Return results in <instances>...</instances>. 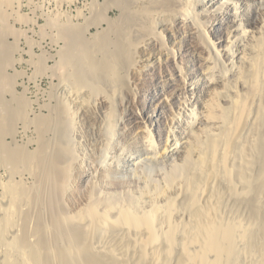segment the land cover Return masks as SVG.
<instances>
[{
    "label": "bare ground",
    "instance_id": "1",
    "mask_svg": "<svg viewBox=\"0 0 264 264\" xmlns=\"http://www.w3.org/2000/svg\"><path fill=\"white\" fill-rule=\"evenodd\" d=\"M128 2L105 0L103 8H92L88 15L79 12L82 23L49 20L56 32L53 40L64 45L55 67L62 78H75L78 88L104 94L95 105L109 110V150L121 149L117 138H127L132 123L144 120L149 126L140 135L147 153L181 164L172 165L165 186L156 185V192L149 193V211L117 207L109 201L101 212V200H91L74 217L54 215L52 230L37 228L34 240L26 228L22 234H14V224L17 217L29 220L30 208L21 210V206L39 205L42 188L7 186L5 195L0 194L5 210L0 212V240L6 246L0 248V264H17L13 253L18 246L24 250L21 258L25 264H264V25L261 35L254 32L243 0H171L173 10L162 4L161 25L145 2L138 6L134 19ZM13 6L12 0H0V107L5 89L12 94L15 89L3 69L15 65L8 58L14 48H8L5 41L13 32L5 10ZM113 7L120 12L116 18L109 14ZM256 8L258 16L264 11V0ZM138 21L153 29L157 42L132 41L125 26ZM146 65H161V92L155 94V108L147 112L136 90L125 97L117 95L121 109L129 111L115 124L117 93L105 95L102 87L88 83L87 73L97 78L109 76L119 85L121 69L127 70L126 80H138ZM193 92H214V102H205L201 111H188L184 96ZM82 105L89 110L86 102ZM139 107L141 114L134 111ZM22 110L15 114L16 119ZM62 111L66 113L68 107ZM47 119H34L40 135L54 124ZM2 120L0 115V123ZM199 127H204L200 128L204 138L197 133ZM7 132L13 133L12 128L0 126V151L7 147ZM8 150L22 169L36 174L40 187L45 182L61 195L66 193L71 167L51 160L44 141L30 155ZM57 150L62 156L70 152L60 146ZM111 168L107 163L103 175ZM50 235L55 241L70 240L69 246L51 249ZM94 237L103 244L96 250L91 246Z\"/></svg>",
    "mask_w": 264,
    "mask_h": 264
},
{
    "label": "rangeland",
    "instance_id": "2",
    "mask_svg": "<svg viewBox=\"0 0 264 264\" xmlns=\"http://www.w3.org/2000/svg\"><path fill=\"white\" fill-rule=\"evenodd\" d=\"M12 1L14 6L6 8L5 11L13 32L6 35L5 41L8 48H14L13 52L8 54V58L14 59L15 65L3 69L5 76L11 84L15 85V89L12 94L10 93L12 91H7L4 88L5 93L2 96L4 105L0 107V115L3 120L0 126L6 130L12 128L13 133H5L4 143L9 148L6 147L0 151V194L2 197L5 195L4 188L7 186H13L15 190L21 186L31 190L42 188L39 193V199H41L39 205L28 206L25 203L22 204L21 210L30 208L32 214L29 218L30 221L27 222L20 217L15 219L14 228L17 227L19 231L17 228L14 229V234L20 235L26 228L30 232V239L34 240L37 228L45 226L46 229H51L54 215L66 218L74 217V215L76 216L82 210H85L91 200L97 202L101 200L102 203L99 204L101 212L106 210L109 201L117 207L133 208L139 212L149 211L147 196L149 193L156 192V185L165 186V178L173 169L174 163L181 164V162L179 160L174 162L169 159H156L153 158V155L147 153L144 149V140L140 135V132L146 129L145 125L149 126L148 123H144V120H140L139 124L132 123L127 138L125 137L121 141L117 138L116 142L120 145L118 148L121 149L109 150L111 144V129L108 122L109 110L96 108L97 105H95L104 94H91L88 87L78 88L75 78H62L55 67L60 60L58 52L64 45L63 42L58 43L53 40L56 32L49 26L48 21L57 19L61 24H65L70 19L73 24L82 23L83 19L81 16V18H78V13L88 15L89 10L92 8H103L105 0ZM132 1L128 2L129 11L133 9L130 16H137L140 10L138 6L141 7L146 3L145 5L148 8L150 7V12L153 10L151 14L157 19V22L159 21V24L161 23V15H163L161 11L162 4L165 3L167 9L173 10L174 8L171 0ZM243 1L247 12L246 19L253 22L252 25L255 27V30H251L261 35L263 33L264 11H261L258 16L255 15L259 0ZM109 14L112 18H116L120 12L113 7ZM133 18L135 19V17ZM140 22H132V24L129 23L125 26L130 37L135 34L133 38L131 37L132 41L135 43L141 42L142 44L151 43L152 41L157 42L158 39L153 36V29L147 27L148 24L142 27ZM131 25H135V28ZM158 30L160 31L161 28H158ZM93 31L95 32L94 29ZM113 38L115 39V36ZM121 70L120 75L118 73L120 77L119 85H115V81L109 76L97 78L89 72L90 75L88 73V76L86 75L88 83L102 87L101 89L106 92L105 95L113 97L114 93H117L114 99L115 109L119 107L114 114V122L117 125L124 120L125 110L129 111V108L121 109V101L119 102L117 95L125 97L127 96L126 93L135 92L134 90H136L141 94V104L146 106L147 112H151L155 108V94L161 92L162 83L161 65H146L138 80H132L131 78L126 80L124 76L127 74V70ZM121 82L125 86H122ZM130 83L132 86H130ZM213 97L214 92L207 94L193 92L184 96L188 100V111L193 113L198 110L201 111L205 102L213 103ZM85 102L87 105L92 106H89V110L86 109V111L82 105ZM65 105L68 107V111L63 114L62 108ZM20 110L23 114L16 119L15 114ZM134 111L138 114L143 112L142 107L136 108ZM39 116L44 119L48 118L47 120H54L52 128L41 135L34 125V119ZM200 128L204 129V127L197 128L198 135L202 133ZM63 132L64 136L61 134ZM201 137L204 138L202 134ZM41 140L49 145L51 160L56 161L62 167L65 165L71 167L72 178L67 184V191L64 195L58 193L51 184L44 182L45 184L43 183L40 187L41 182L34 172L22 169L21 165L13 159L14 156H12V159L10 158L8 149L12 148V151H20L30 155L39 149V141ZM59 146L69 149L68 156L58 154L57 148ZM107 163L111 164L112 168L110 173H104L103 175L102 171ZM156 182H159L160 185ZM51 188L54 190L51 191ZM0 212H5L2 204H0ZM55 240L50 235L49 243L53 250L70 244L67 243L70 240L64 239L63 242H61L62 240ZM100 242L97 237L91 239V246L94 247V250L103 245ZM1 247L6 249L4 242L0 240ZM21 248V246L20 248L18 246L13 253V258L15 257L17 264H25L21 258L24 250L21 251ZM3 249H0V251Z\"/></svg>",
    "mask_w": 264,
    "mask_h": 264
}]
</instances>
